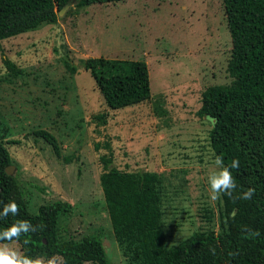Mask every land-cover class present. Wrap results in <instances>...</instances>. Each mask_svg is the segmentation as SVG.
I'll return each mask as SVG.
<instances>
[{"label":"rangeland","instance_id":"1","mask_svg":"<svg viewBox=\"0 0 264 264\" xmlns=\"http://www.w3.org/2000/svg\"><path fill=\"white\" fill-rule=\"evenodd\" d=\"M60 17L52 29L0 42L6 124L0 139L25 198L34 206L70 204L73 213L59 223L62 235L99 234L107 262L123 264L99 180L102 157L112 152L119 169L158 174L167 246L198 231H219L222 201L209 198L207 183L218 167L209 145L212 125L196 112L202 90L228 80L230 44L220 0H127L68 7ZM4 57L23 73L12 75ZM100 57L144 60L150 100L105 108L84 69L87 59ZM64 61L77 69L73 77ZM35 130L47 132L56 150ZM0 245L21 253L17 243ZM50 261L63 264L60 257Z\"/></svg>","mask_w":264,"mask_h":264},{"label":"trees","instance_id":"2","mask_svg":"<svg viewBox=\"0 0 264 264\" xmlns=\"http://www.w3.org/2000/svg\"><path fill=\"white\" fill-rule=\"evenodd\" d=\"M118 1L127 0H0V42L46 26L52 29L66 5L86 8ZM220 5L230 44L228 80L202 90L196 115L216 118L215 125L209 120L210 149L225 165H230L233 157L239 159V167L230 169L237 187L233 196H220L219 231H198L167 246L158 174L119 169L112 152L108 158L102 157L100 187L123 264H264V0H220ZM2 63L12 75L23 73L8 58ZM64 64L73 77L77 69L67 61ZM84 69L107 109L121 110L151 98L144 60L100 57L87 59ZM78 124L83 125L82 121ZM0 125L6 127L1 116ZM32 134L56 150L47 132L35 130ZM12 164L11 154L0 139V209L9 200L17 204L15 215L9 212L0 217V230L17 219L38 227L11 240L0 239V244L17 243L23 255L46 261L60 257L63 264H109L99 234L76 239L62 235L59 223L73 213L70 204L55 201L34 206L25 198L15 175L5 171ZM249 187L255 189L250 199L236 198V193ZM257 230L259 234L252 235Z\"/></svg>","mask_w":264,"mask_h":264},{"label":"clouds","instance_id":"3","mask_svg":"<svg viewBox=\"0 0 264 264\" xmlns=\"http://www.w3.org/2000/svg\"><path fill=\"white\" fill-rule=\"evenodd\" d=\"M212 125H215L216 118L209 117ZM215 163L218 166L216 170L209 173L207 177L209 191V198L213 201L217 200L221 195L233 196V192L236 189V181L233 177L230 169H236L239 167V159L233 157L230 165L223 163V158L220 155L215 157ZM254 188L249 187L247 190L236 193V198L250 199L252 197ZM2 203V202H0ZM11 212L13 215L17 212V204L14 200H9L6 204H3V208L0 209V217H6ZM233 215L235 210H233ZM38 226H34L29 220H15L14 223L8 227L0 230V239L11 240L19 237L21 233H27L29 231H35ZM258 230L253 232L252 235H258ZM0 264H45L42 258H32L23 255L14 248L7 245H0ZM47 264H52V261H47Z\"/></svg>","mask_w":264,"mask_h":264},{"label":"water","instance_id":"4","mask_svg":"<svg viewBox=\"0 0 264 264\" xmlns=\"http://www.w3.org/2000/svg\"><path fill=\"white\" fill-rule=\"evenodd\" d=\"M67 8H68V5L64 6V7L60 10L59 15H61V14L64 12V10L67 9ZM10 169H11V166H8V167L5 169L6 173L9 174V175L11 174Z\"/></svg>","mask_w":264,"mask_h":264}]
</instances>
